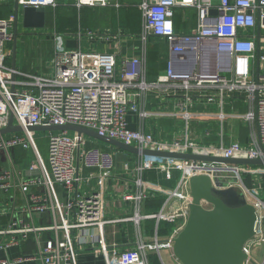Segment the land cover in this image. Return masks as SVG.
<instances>
[{
	"label": "built area",
	"instance_id": "obj_1",
	"mask_svg": "<svg viewBox=\"0 0 264 264\" xmlns=\"http://www.w3.org/2000/svg\"><path fill=\"white\" fill-rule=\"evenodd\" d=\"M22 7L56 6V0H18ZM110 0H76L78 7L108 6ZM118 5V4H117ZM142 38L151 36L167 39L172 53L180 55L178 65L171 59L168 68L155 80L145 78L143 61L133 57L125 61L120 75L114 53H85L69 50L62 35L55 36V71L48 75L24 73L6 64L11 55L8 46L14 39V16L0 19V129L6 128L11 115L14 124L23 128L21 133L0 135V151L10 153L13 148L32 149L35 161L29 171H39V176L25 178L15 175V167L0 173V190L19 191L26 195L31 186L45 185L46 194H32L28 199L36 209H51L58 213L59 222L48 227L32 224L20 225L14 222L0 230V234L31 231L62 230L64 238L50 241L40 254L43 264H77V248L73 230L81 227L104 226L114 220L104 217L105 181L115 168L114 153L97 147H88L84 134L68 131L51 134L48 142V159H44L36 142L35 126L76 125L134 145L140 149L175 151L197 155L224 158L264 159V0H143ZM178 8H194L197 13L196 31L191 34L176 32L175 18ZM260 48L257 51L258 34ZM192 59L194 65L190 61ZM228 73L229 75L225 74ZM137 87L138 92L130 91ZM218 88L225 93H244L251 101V109L244 115H232L254 125L252 142L243 145L234 140L229 145L200 143L191 139L176 137L162 141L151 134L128 128L127 115L137 110L133 96L154 90L183 93L185 102H180L181 116L187 122L199 114L185 109L195 96L207 95ZM146 117L150 113L141 111ZM220 119L227 115L220 113ZM11 161V159H10ZM96 171L88 181L96 179L95 189L81 194L77 185L83 178L82 168ZM139 169H160L169 179L172 172L179 170L181 177L162 209L154 215H135L126 220L137 223L144 218H155L158 222L174 224L167 241L156 238L153 242L141 241L139 248L160 251L173 249L174 240L184 229L192 202L190 178L194 174H206L217 188H238L257 212L256 234L246 242L244 251L248 258L243 264H250L253 254L264 245V188L259 174L253 175L257 186L248 185L243 177L247 165L221 164L207 161L182 160L145 156ZM235 173L237 180H225L216 184L217 174ZM264 172V171H263ZM247 176V175H246ZM57 183L65 186L72 194L63 203L56 190ZM132 197L128 195L127 198ZM203 206L210 208L205 202ZM74 210L76 221L68 218ZM16 244V241L1 243L0 249ZM105 244L94 247L100 253ZM33 255L20 257L27 260ZM0 264H11L0 259ZM178 264H181L179 261ZM260 264H264L260 263Z\"/></svg>",
	"mask_w": 264,
	"mask_h": 264
},
{
	"label": "crops",
	"instance_id": "obj_2",
	"mask_svg": "<svg viewBox=\"0 0 264 264\" xmlns=\"http://www.w3.org/2000/svg\"><path fill=\"white\" fill-rule=\"evenodd\" d=\"M56 6L45 8V25L43 27H25L21 15L18 21L16 55L14 57V39L8 46L11 51L9 66L33 75H48L55 71V36L62 35L69 50H81L85 53L110 52L116 55L117 71L120 75L127 59L139 57L145 68V78L155 80L160 73L167 70L169 61L174 59L178 65L180 55L172 53L171 45L165 38L151 36L146 41L142 38L143 0H110L108 6L76 5V0H56ZM118 4V5H117ZM15 17V0H0V19ZM197 13L194 8H179L175 18L176 32L191 34L196 31ZM15 30V21L13 33ZM194 65L192 59H190ZM138 88L130 91L138 92ZM207 95H196L192 104H185V109L199 114L187 122L179 114L180 102H185L183 93L154 90L133 96L137 110L127 115L128 128L151 134L162 141H171L176 137L191 139L200 143L229 145L237 140L243 145L252 142L254 125L242 118L232 115H244L251 109V101L241 92L220 95L218 88L210 90ZM147 111L149 116H142ZM224 113L226 119L218 118ZM101 141V140H100ZM103 142V141H102ZM105 143V142H104ZM108 144V143H106ZM115 147L111 144H108ZM88 147H97L90 145ZM119 149V148H118ZM110 151L109 149H103ZM121 150V149H120ZM114 154L115 168L105 181L104 217L114 222L104 226L81 227L73 230V239L77 248V264H178L173 249L160 251L139 248L141 241L153 242L156 238L167 241L171 231L160 225L155 218H144L139 223L126 220L135 215H154L158 213L168 192L175 188L181 172H172L169 179L160 169H139L140 162L146 155L129 153L121 150ZM32 149L13 148L10 153L0 151V173L15 167V175L30 178L39 176V171H29L32 163ZM11 159V161H10ZM32 162V163H31ZM248 166V165H247ZM245 181L257 186L253 175L259 174L264 188V166H249ZM96 171L82 168L83 178L77 185L81 194H89L95 189L96 179L88 181V176ZM56 190L63 203L68 202L72 194L64 185L57 183ZM45 185L31 186L26 195L19 191L0 190V230L14 222L20 225L32 224L48 227L59 222L58 213L51 209L40 211L35 208L29 197L32 194H46ZM128 195L132 197L127 198ZM155 207L158 210L153 211ZM68 218L76 221L74 210H69ZM168 222V221H165ZM152 227H149L151 226ZM62 230L31 231L23 233L0 234L1 243L16 241V244L0 249V259H8L11 264H43L41 253L48 242L62 240ZM105 244L100 253L97 245ZM263 251V252H262ZM263 258H253L250 264L264 262V245L259 250ZM166 253L167 259L163 257ZM33 255L27 260L20 257ZM62 264H69L63 262Z\"/></svg>",
	"mask_w": 264,
	"mask_h": 264
},
{
	"label": "water",
	"instance_id": "obj_3",
	"mask_svg": "<svg viewBox=\"0 0 264 264\" xmlns=\"http://www.w3.org/2000/svg\"><path fill=\"white\" fill-rule=\"evenodd\" d=\"M15 0L14 57L16 55L18 21L22 15L25 27H43L45 8L27 6L21 10ZM261 34H258L257 51L259 53ZM15 68V63L13 64ZM33 131H73L79 135L87 134L121 150L139 155L162 158H174L193 161H207L221 164L264 166V159L224 158L217 156L140 149L122 141L101 136L96 131L76 125L35 126ZM23 128L14 124L11 115L6 128L0 129V135L21 133ZM216 184H221L215 179ZM192 202L184 229L174 240L173 251L181 264H243L248 258L244 245L257 230V212L249 204L244 194L236 187L217 188L206 174H194L190 178ZM203 202L210 206L206 208ZM253 261V260H252Z\"/></svg>",
	"mask_w": 264,
	"mask_h": 264
},
{
	"label": "rangeland",
	"instance_id": "obj_4",
	"mask_svg": "<svg viewBox=\"0 0 264 264\" xmlns=\"http://www.w3.org/2000/svg\"><path fill=\"white\" fill-rule=\"evenodd\" d=\"M20 8H21V10L23 9L22 6ZM18 29H19V27H18ZM6 64L7 65L9 64V59H7ZM225 74L229 75L228 73H225ZM58 133H61V131L40 130V131H36L35 132L36 142H37V144H38V146L40 148L41 154L44 157V159L46 160V162H48L47 159H48V142H49V138H50L51 134H58ZM68 134L69 135H73L74 132L73 131H68ZM84 137H85V140H86L88 146L93 145V146H98L101 149H109L114 154H116V152H119V150H120L117 147H112V146L100 141L99 139H97V138H95L93 136L84 134ZM31 157H32V159L28 160L29 162L30 161L33 162L35 160V155L32 154ZM243 177L246 178V174ZM163 257L167 259L166 253H163ZM253 257L256 260L261 261L262 258H263V253H260L259 250H256L254 252V254H253Z\"/></svg>",
	"mask_w": 264,
	"mask_h": 264
},
{
	"label": "bare ground",
	"instance_id": "obj_5",
	"mask_svg": "<svg viewBox=\"0 0 264 264\" xmlns=\"http://www.w3.org/2000/svg\"><path fill=\"white\" fill-rule=\"evenodd\" d=\"M217 180L220 181V182H223L225 180H237L239 181V177L237 174H233V173H225L223 171H220L218 174H217ZM255 264V263H254Z\"/></svg>",
	"mask_w": 264,
	"mask_h": 264
},
{
	"label": "trees",
	"instance_id": "obj_6",
	"mask_svg": "<svg viewBox=\"0 0 264 264\" xmlns=\"http://www.w3.org/2000/svg\"><path fill=\"white\" fill-rule=\"evenodd\" d=\"M178 9H177V12H178ZM176 16H177V14H176ZM156 210H158V207H155L153 209V211H156ZM160 225L165 226L168 231H171L173 229V226H174V224L172 222H165V221H163L162 224L160 223ZM149 227H152V225Z\"/></svg>",
	"mask_w": 264,
	"mask_h": 264
}]
</instances>
